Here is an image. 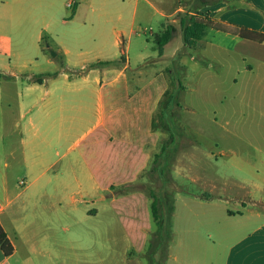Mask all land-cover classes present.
Returning a JSON list of instances; mask_svg holds the SVG:
<instances>
[{"label": "crops", "instance_id": "0c3cea01", "mask_svg": "<svg viewBox=\"0 0 264 264\" xmlns=\"http://www.w3.org/2000/svg\"><path fill=\"white\" fill-rule=\"evenodd\" d=\"M197 13L263 39L208 28L199 45L186 46L182 28ZM168 25L176 33L159 56L154 38ZM0 55L8 62L0 65V145L13 148L30 176L19 195L45 201L8 209L0 196V223L14 247L11 235L32 239L31 251L47 264H149L148 195L116 189L150 183L140 175L168 137L154 123L172 67L189 65L190 87L181 89L193 99L223 107L184 115L216 124L220 117L228 129L257 131L264 145V0H0ZM123 55L119 66L90 67ZM34 75L48 77L30 82ZM182 114L191 144L172 176L190 194L175 195L173 230L178 222L193 228L180 239L188 253L179 264H264V211L251 208L264 204V173L219 177L218 155L189 134L203 128ZM194 184L216 198L192 194ZM1 187L7 201L5 177ZM11 257L0 249V264Z\"/></svg>", "mask_w": 264, "mask_h": 264}, {"label": "rangeland", "instance_id": "374dc122", "mask_svg": "<svg viewBox=\"0 0 264 264\" xmlns=\"http://www.w3.org/2000/svg\"><path fill=\"white\" fill-rule=\"evenodd\" d=\"M81 50L83 52L85 51L84 48H82ZM51 53L52 52H50V55L52 56ZM7 63V58L0 55V65ZM182 66L183 65H181L180 67L175 66L170 69L171 94L178 98L180 108L174 105L173 108L170 109L168 111V114L165 116V119L169 124L171 132L177 135L176 144L174 145V150H176V156L173 159V163L171 165V173L174 163H176L177 159L180 157L185 148H188L191 144L189 137L184 136L183 117H178V115H180V112L181 114L183 113L182 115H184L185 112L183 111H188L189 108H193L203 112L210 111V113L218 111L219 114H221L223 109V107H220V105L218 104V100H216V98L210 100H202L194 97L193 99L188 89H181V84L186 88L190 87L191 81V74H189V65L186 70ZM225 88L226 87H223L222 89ZM185 115L188 117V120L191 118L194 124L203 128V131H193L192 133H189L190 136L202 145L203 150L210 152L213 151L216 155H218V161L216 163V168L214 169V172H216L215 174H218L219 177H223L229 174L248 173L250 170L254 171V169L264 173V165L261 164V161H264V145L260 144L261 138H258L257 131L246 130L244 132V130H237L231 127H229L228 129L227 126L221 125L220 117L218 119V123L216 124L215 122L211 123L210 120L205 121L200 120L199 118L196 119L194 118V116H191L187 113ZM174 116H177L178 118H172ZM162 123V116H160L158 118V125L160 128H162ZM166 134L168 135V133ZM12 150V147L4 148L0 145V191L2 188L1 179L3 177L6 178L9 184L8 200L6 201V199H4L7 198L5 197V195L4 198L2 197V195H0L2 204L7 205L8 209H17L19 207L25 206L27 208L33 209L43 208L45 201L38 195H30L29 193L25 195H19L24 188V185H21L20 183L22 181L28 183L31 180L29 178V174L24 171L23 162L21 161V159H13ZM246 164H248L250 167H247ZM206 168L207 170L209 169L208 164ZM238 168L243 170L238 171ZM37 172H40L39 167L37 169ZM173 179L176 183V189L181 185L185 186L189 191V184L180 183L174 177ZM224 182L231 183L230 180H223L221 183ZM229 186L232 185L229 184ZM167 188L169 191L172 190V186L168 185ZM231 188L232 187H228V189ZM191 192L192 194H204L206 191L203 186L194 184L191 187ZM262 203L263 202H260L256 206H251V208H258L264 211V204ZM241 210L243 209L241 208ZM192 228L193 227H186L180 222L177 223V232H174V239L170 248V256L168 259L170 260L169 264H179L180 255L188 253V243L184 241L183 245H180V239L183 238L185 235L189 237V230H191ZM11 236L15 244L16 252L9 259V264H47V261L43 257H40V255L38 256L36 253L31 251V247L33 244L32 239H29V237L17 238L13 235ZM225 244L227 243H224V245L219 247V250L214 249V253L223 252ZM86 253L91 252L87 251L85 252V254Z\"/></svg>", "mask_w": 264, "mask_h": 264}, {"label": "trees", "instance_id": "16d2710c", "mask_svg": "<svg viewBox=\"0 0 264 264\" xmlns=\"http://www.w3.org/2000/svg\"><path fill=\"white\" fill-rule=\"evenodd\" d=\"M208 28L224 32L240 38L261 41L263 35L248 31L243 28L232 26L212 18L209 14L197 13L189 18L188 24L182 28L183 40L186 46L194 47L199 45L205 36ZM176 30L168 25L163 31L154 38V43L159 56L164 54V47L174 37ZM126 61L125 55L117 61H108L91 65L97 66H119ZM48 75H34L30 82L43 83ZM174 104L179 106V102L171 93H167L164 101L160 103V108L156 113V124L154 128L168 133L167 138H162L157 149L153 152L147 168L141 173V178H146L149 184L137 183L134 185L123 186L116 189L117 192L123 193L133 189L143 190L149 198L150 210L153 219V230L150 233V240L146 250V258L149 264H166L170 256V248L174 239L173 217L175 213V195L176 193L190 194L185 186L175 188V180L171 173V165L176 156L174 145L176 144L177 135L171 132L169 124L165 119L168 111L173 108ZM162 116V128L158 125V118ZM172 186L169 191L167 186ZM201 198H216L212 194H204ZM0 249L4 255L9 258L14 255L15 247L9 239L5 229L0 223Z\"/></svg>", "mask_w": 264, "mask_h": 264}, {"label": "built area", "instance_id": "2783aa9c", "mask_svg": "<svg viewBox=\"0 0 264 264\" xmlns=\"http://www.w3.org/2000/svg\"><path fill=\"white\" fill-rule=\"evenodd\" d=\"M73 6V2H70L69 4H68V7H72Z\"/></svg>", "mask_w": 264, "mask_h": 264}, {"label": "water", "instance_id": "95a60500", "mask_svg": "<svg viewBox=\"0 0 264 264\" xmlns=\"http://www.w3.org/2000/svg\"><path fill=\"white\" fill-rule=\"evenodd\" d=\"M51 54H52V56H56V53L55 52H52Z\"/></svg>", "mask_w": 264, "mask_h": 264}]
</instances>
